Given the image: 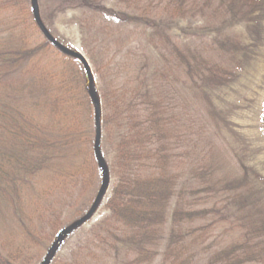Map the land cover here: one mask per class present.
<instances>
[{
	"label": "trees",
	"instance_id": "16d2710c",
	"mask_svg": "<svg viewBox=\"0 0 264 264\" xmlns=\"http://www.w3.org/2000/svg\"><path fill=\"white\" fill-rule=\"evenodd\" d=\"M114 1L74 4L99 84L110 157L102 154L113 182L105 203L109 215L77 245L72 260L60 264H152L158 255L160 264H264L262 214L235 217L240 232L225 248L207 243L228 219L222 206L229 198L209 207L225 196L226 179L217 164L183 150L177 108L166 94L182 69L201 81L199 87H221L231 73L219 55L211 58L210 51L163 35L168 21L204 14L214 3L227 16L237 2L255 7L260 0ZM40 27L32 0H0V264L35 262L28 246L10 241L15 231L26 228L24 238L37 244L39 224L60 230V215L46 217L51 205L45 216L37 215L40 196L54 195V183L65 193L58 204L63 211L73 205V193L103 181L83 65L60 52ZM32 206L35 217L27 212Z\"/></svg>",
	"mask_w": 264,
	"mask_h": 264
},
{
	"label": "rangeland",
	"instance_id": "374dc122",
	"mask_svg": "<svg viewBox=\"0 0 264 264\" xmlns=\"http://www.w3.org/2000/svg\"><path fill=\"white\" fill-rule=\"evenodd\" d=\"M76 1L38 0L40 18L46 22L53 38L66 48L80 51L88 59L82 47V34L77 21L80 13L74 6ZM110 1L108 3L110 5L112 2L115 3L114 0ZM237 3L234 11L227 16L222 12H216L214 3L213 7H207L204 14L195 12L186 18L168 21L170 29L163 33L173 44L181 42V46L186 44L193 49L198 47L206 54L210 51L211 58L219 55V61L226 65L231 73L229 80L227 79L228 83L221 87L213 85L199 87L201 81L188 78L186 71L182 69L179 71L180 78L176 76L172 81H168L170 86L167 91L170 94L166 93L168 97L173 98L172 105L177 108L176 117L179 120L177 126L178 132L183 136L181 145L183 150L188 152L193 149V158L198 159L201 156L208 164H217L220 167L219 173L222 174L220 176L226 179V184L223 185L225 196H217L209 206L212 207L218 199L223 202L229 198L226 199L228 207L226 203L220 205L228 219L216 225L212 233L213 238L207 242L212 249L225 248L231 240L238 237L240 231L233 226L238 221L235 217L243 219L250 215L253 220L255 213L264 215V0H260L255 7ZM37 35L42 38L40 33ZM89 62L92 67L90 60ZM156 64L155 67H161L162 60ZM164 67L165 64L162 68ZM98 86L95 79V87ZM102 119L101 114V125ZM100 140L102 153L109 154L110 157L102 134ZM112 182L111 179L107 193L88 223L65 235L52 259L54 261L52 264L71 261V255L75 253L77 245L86 239L89 240L93 228L100 225L98 223L109 215L105 203ZM54 184L58 186L52 192L54 195L46 197L42 193L40 196L42 202L37 205L39 206L37 215L45 216L43 210L50 208L51 205L54 211H47L46 217L50 218L49 216L54 213L56 217L60 215V222L57 225L60 230L54 232L49 224H39L37 244L24 238L26 228L20 230L18 234L15 231L14 237L10 239L16 246L18 243L28 246L31 256L35 259L33 264L43 262L57 235L90 210L92 199H96L100 191L97 181L87 190L76 191L71 200L73 205L62 211L58 204L62 202V198L64 200L65 193L62 192L61 186ZM35 207L32 206L27 211L33 217ZM37 220L36 218V224ZM210 249L208 255L213 252ZM124 250L125 248L122 252ZM161 261L162 256L158 255L152 264H160Z\"/></svg>",
	"mask_w": 264,
	"mask_h": 264
},
{
	"label": "water",
	"instance_id": "95a60500",
	"mask_svg": "<svg viewBox=\"0 0 264 264\" xmlns=\"http://www.w3.org/2000/svg\"><path fill=\"white\" fill-rule=\"evenodd\" d=\"M38 0H32V7H33V11L35 14V18L38 20L39 24H40V28H42V30L44 31V33L46 34L47 38H49V40L51 41V43L57 48L59 49L60 52H62L63 54H65L66 56L70 57V58H74L76 60H78L79 62H81V64L83 65V68L85 70L86 73V81H87V88L89 90L91 99L93 100L94 104H95V109H96V135H95V143H94V151H95V155L96 158L101 167L102 170V174H103V181H102V185L100 188V191H98V195L93 203V205L91 206L90 210L84 214L81 218H79L78 220H76L75 222H73L72 224H69V226H67L65 229H63L56 237L53 245L51 246V249L48 253V256L45 257V259L43 260L42 264H49L50 261L54 258L55 253L57 252L59 245L63 242L65 235L69 234L70 232H72L73 230L81 227L82 225H84L86 222L88 223V221L90 220V218L95 214L97 207L99 206V202H101L102 198L105 196V194L107 193L109 187H110V174H109V169L107 166V163L105 160V158L103 157L102 151H101V134H102V126H101V106H100V101H99V97H98V93L96 91L95 88V76H94V72H93V68L90 65L89 60L86 58V56L81 53L78 50L75 49H69L66 48V46H64L63 44H61L58 40H56L55 38H53V36L51 35V33L47 30V28H45V25L42 23L41 18L40 17V13H39V7H38Z\"/></svg>",
	"mask_w": 264,
	"mask_h": 264
}]
</instances>
